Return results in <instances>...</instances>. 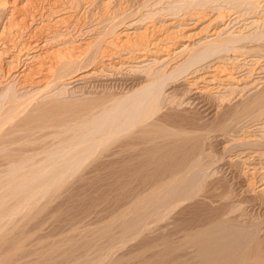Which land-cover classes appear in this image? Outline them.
Segmentation results:
<instances>
[{
  "label": "rangeland",
  "instance_id": "1",
  "mask_svg": "<svg viewBox=\"0 0 264 264\" xmlns=\"http://www.w3.org/2000/svg\"><path fill=\"white\" fill-rule=\"evenodd\" d=\"M263 29L264 0H0V75L17 52L20 71L34 55L53 66L33 86L0 76L4 101L47 103L32 125L0 129V264H264V39L250 41ZM232 35L249 37L241 51L184 71ZM162 77L150 130L175 132L180 157L17 159L42 151L10 144L38 126L76 124ZM51 128L42 140L56 144Z\"/></svg>",
  "mask_w": 264,
  "mask_h": 264
},
{
  "label": "bare ground",
  "instance_id": "2",
  "mask_svg": "<svg viewBox=\"0 0 264 264\" xmlns=\"http://www.w3.org/2000/svg\"><path fill=\"white\" fill-rule=\"evenodd\" d=\"M205 5H203V6H205ZM251 8H252V6H251ZM253 9H256V7ZM220 39H217L214 42L212 41L211 43H208V44L206 43V45H203V48L201 47L200 50L196 51V53H194L195 55H193V58H191L190 61H188L189 64L188 65L185 64L187 66L185 67L184 71L186 72V70H188L189 68L191 69L192 66L198 65L199 63H202V61L208 60V58L212 59L211 57L214 58L215 56H219L220 54H222L224 52L228 53V52L237 51V50L241 51L240 48H242V47H240V43L242 44V41L244 42V40H248L249 37L238 36V35L233 36L232 35L231 37H226V38H223L221 40ZM250 39H251L250 41H252V40L256 41V42L259 40L261 41V39H264V32L262 34H260V36L257 35V36L250 38ZM7 43L9 45V42H7ZM7 43H4L5 46L4 47L2 46L3 47L2 50H5V51L9 50L10 51V49L12 50V47L15 45L12 43L13 46L9 47L8 45H6ZM12 44H10V45H12ZM25 46L27 47V45H25ZM16 47H19V46H16ZM16 47L15 48L13 47L14 51L17 50ZM37 48H39V47L37 46ZM21 49L23 50V48H21ZM24 50H25V48H24ZM15 52H17V51H15ZM1 53L3 54V52H1ZM7 53H6V55H4L5 57L7 56ZM17 53H19V54H17L19 56H16L15 55L16 53L14 54L15 56L12 58V66H11V64L9 65V66H11V68L9 67L10 70H8L5 75H3L4 74L3 72H2L3 74L1 73V75H0V76L3 75L5 77V78H3L4 80H8L11 77L15 78V80L17 78H20V80L21 79L22 80L21 81L18 80L19 81L18 84H22L21 87H27L30 85L33 86V84H35V83L37 84L40 81H43V78L46 79V76L48 74L52 75L51 68L53 66L50 67L49 63H47V60L46 61H45V59L41 60L40 59L41 55H34L32 57L28 56V58H27L28 60L32 59L35 61V58L39 59L38 61L36 60L39 65L37 67L34 66L35 68H31L32 70L27 73L26 67H28V66L25 65V62L20 60V52H17ZM23 54L24 53L22 52V55ZM22 66H26L25 67L26 69H24L23 71H20ZM31 66H29V67H31ZM28 70H29V68H28ZM181 72H183V71H181ZM47 77H49V76H47ZM162 78H163V80H161V81H157V82L152 81L153 83H150L147 86H144V88H142V90H140V92L139 91L136 92V94H132L130 96H124V97L119 96L115 99H113L114 98L113 97L112 100L107 99L98 105H97V103H96V105H94L92 103L94 106L91 105L92 108L89 106L91 108L90 109L92 112L91 114L93 115V116H90L91 118L87 117L88 119H85V120L81 119V121H79V122L77 121L76 124L74 122L77 119L76 120H74V119L70 120L69 119L65 122H62V121H61V123L58 122L59 125H56V126L53 125L54 126L53 128L54 129L56 128V133H55V136H52V138L57 137L59 140V141H57L56 144H55V140H54L55 138H53L54 144H52L53 142L49 143L48 141L46 142V141L42 140V137L44 138L43 133H45L47 129L49 130V128H51L52 125L48 126L45 124L44 125L45 127H44V126H42L43 125L42 124L41 125L42 127L38 126L37 129H34V130H36L34 133V136H37V137H35L33 140H32V138L31 139L29 138L28 140H26V142L14 141V143H13L11 141L12 143H10V144H16L15 146L22 147V149L24 148L25 150H27V149L28 150L42 149V151L41 152L39 151L37 153L35 152L33 154L31 153L28 156L22 155L21 158H17V157L16 158L21 160V161L22 160L30 161V160H33L36 158L39 159V157L41 158V156H39V155H42L44 153L45 156L42 155L41 161H45V163L46 162L49 163L50 161L56 162L59 160L61 161V160L68 159L71 162L74 161L75 164L76 163L81 164V163L87 161L88 159L93 160V159L109 158V159L116 160L117 162H119V161L121 162L122 160L123 161L125 160L124 163L128 162V163H131L134 165L135 164L138 165V163L139 164L145 163L149 159H152L153 157L156 161V157H157L156 155H158V150L163 151L162 150L163 148L168 149L167 150L168 155H171L174 158L179 156L180 154L177 155L178 153H177L176 148L180 145V142L182 143V141H181L180 137L175 134V132H174V135L171 134V137H168V135H162L158 131H157L158 133L155 131L153 132L152 130H154V129L150 130V127H152L153 125L156 124L155 119L157 117H155V116L160 111V109H162V106H161L162 101L161 100H162L163 96H161V95L163 93V89L165 88V82H166V79L164 77H162ZM1 83H2V81L0 80V84ZM9 94H11V96H7L8 98L5 96V98L7 99V100L5 99V101L2 98V96H0V110L2 109V111L0 113V129L2 127H4L5 124H9V123H13V126L15 128H19V129H20V127H22V128L25 126L28 127L29 125H32L34 123V121H32V120L35 119L36 115L38 114L39 110L41 109V106H43V105L47 106L46 102L45 103H43V102L39 103V101L37 102V100H38L37 96H29V97L26 96L27 97L26 98V97L17 96V93H14V92L9 93ZM50 98H52V96ZM2 99L4 101L3 103L1 102ZM58 100L56 102H59ZM43 101H45V100H43ZM51 101L53 102V100H50V102ZM2 106H3V108H2ZM97 107L102 108L101 112L99 111L98 114L97 113L94 114V111ZM96 112H98V111L96 110ZM23 114H25V116ZM21 115H23L24 117H21ZM19 116L21 118H19ZM33 117H34V119H33ZM35 120L37 121L38 119H35ZM57 127L60 129L59 132H57ZM74 127H76V129H74ZM53 128H51V129H53ZM38 132H41V133H38ZM70 132H73L72 136H70L72 133L70 135H68ZM37 133H38V135H36ZM46 134L48 135V133H46ZM36 140L37 141L40 140V142H37ZM181 145H180V147H181ZM167 152H166V155H167ZM162 154L158 155L159 156L158 159L164 158L165 153H162ZM37 156H39V157H37ZM181 156L183 157V155H181ZM190 157L193 158L192 156H190ZM16 158H13V159H16ZM165 158H167V157H165ZM169 159H170V157H169ZM34 161H36V160H34ZM132 170L134 171L133 168H132ZM138 170H139V168H138ZM192 172H194V171H192ZM196 172H198V170ZM131 174H133V172ZM247 251H248V249H247ZM228 259L230 260V257ZM238 261H240V260L238 259ZM228 263H229V261H228ZM243 264H245V263H243Z\"/></svg>",
  "mask_w": 264,
  "mask_h": 264
}]
</instances>
